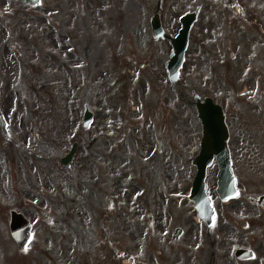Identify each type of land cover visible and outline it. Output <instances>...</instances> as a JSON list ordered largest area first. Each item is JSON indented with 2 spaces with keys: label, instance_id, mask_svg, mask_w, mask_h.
I'll return each instance as SVG.
<instances>
[{
  "label": "rangeland",
  "instance_id": "1",
  "mask_svg": "<svg viewBox=\"0 0 264 264\" xmlns=\"http://www.w3.org/2000/svg\"><path fill=\"white\" fill-rule=\"evenodd\" d=\"M198 1L162 0L166 31L175 35L179 18ZM157 2L42 0L2 32L3 39L13 37L27 54V68L0 75V106L9 128V137L0 129V264L88 262L95 258L98 242L103 241L105 250L108 223L117 221L113 216L108 221L114 208L107 206V199L115 186L106 181L109 162L121 165L122 155L133 157L136 172L144 155L161 152L158 171L168 180L170 171L177 174L185 167L191 150L196 156L198 144L191 147L189 139L197 140L202 126L190 101L208 93L195 65L200 63L197 54L203 53L202 40H191L178 82L172 85L166 62L173 47L152 34L150 19ZM195 27L202 28V21ZM209 93L218 98L219 91ZM85 96L95 112L87 129ZM75 141L73 163L64 166L61 158ZM116 153L118 160L113 159ZM167 184L174 185L172 180ZM12 207L33 224L24 251L10 233ZM87 241L91 248L81 251L80 244Z\"/></svg>",
  "mask_w": 264,
  "mask_h": 264
},
{
  "label": "flooded vegetation",
  "instance_id": "2",
  "mask_svg": "<svg viewBox=\"0 0 264 264\" xmlns=\"http://www.w3.org/2000/svg\"><path fill=\"white\" fill-rule=\"evenodd\" d=\"M32 6L23 0H0V75L27 68V54L13 37L3 39L2 32L10 31L12 21ZM58 6L63 10L61 3ZM195 8L203 27L193 28L191 40H202L203 53L197 54L200 63L195 65L208 93L190 105L196 113L202 104L216 116L221 109L224 116L216 123L215 135L201 127L198 139H189L191 147L198 144L197 154L201 143L214 154L205 189L194 191L198 164L193 150L177 174L166 173L168 180L158 171L161 152L144 155L136 172L133 157L122 155L121 165L109 162L106 181L115 186L108 221L112 216L117 221L108 223L105 250L103 241L98 242L95 258L86 259L91 264H264V2L199 0ZM210 91H219L218 98ZM209 97L220 108L208 106ZM118 154L113 159L118 160ZM171 180L174 185L167 184ZM225 183L233 187L219 188ZM90 246L87 241L80 249Z\"/></svg>",
  "mask_w": 264,
  "mask_h": 264
},
{
  "label": "water",
  "instance_id": "3",
  "mask_svg": "<svg viewBox=\"0 0 264 264\" xmlns=\"http://www.w3.org/2000/svg\"><path fill=\"white\" fill-rule=\"evenodd\" d=\"M34 2L37 3L39 2V0L34 1ZM160 3H161V0H160ZM194 20H195L194 14H187L184 17H182L183 27L181 28L179 34L176 37H172L170 35H167L165 32L162 26L161 16H160L158 9L155 11V14L153 15L151 19L152 25H153V33L155 37L156 38H159L160 36L169 37L171 39V42L174 45L173 55L168 62V69H169L171 80L173 82H176V80L179 77V71H180V68L182 67V64L185 58V51L187 49L188 42H189L190 29L192 27ZM84 117H86V123L88 125L89 122L91 121V117H93V113L90 110L87 102H85V106H84ZM199 117L206 124L208 130H213V129L216 130V128H213L212 126L214 125L216 121L218 122L217 116H215L213 113H207L203 111ZM0 126L5 132H7L6 122L1 112H0ZM213 134L215 135L214 132ZM73 152L69 154L66 159H64V160H67L66 162H69L72 159ZM207 155L212 156V153L206 152V149L203 147L197 159V162L200 163V172L203 175V176L201 175L202 179L204 178L206 163L209 162L207 161L208 159H205ZM201 182L203 183V180ZM195 185L196 186L199 185V179L196 180ZM10 213H11L10 215L11 231H12L13 236L18 241L19 247L22 249L24 248V246L29 240L30 233H31V226L29 224V221L23 216V214L18 212L16 209H12Z\"/></svg>",
  "mask_w": 264,
  "mask_h": 264
}]
</instances>
